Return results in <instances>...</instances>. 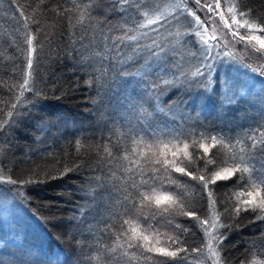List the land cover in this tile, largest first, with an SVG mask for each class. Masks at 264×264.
Instances as JSON below:
<instances>
[{"label":"trees","instance_id":"16d2710c","mask_svg":"<svg viewBox=\"0 0 264 264\" xmlns=\"http://www.w3.org/2000/svg\"><path fill=\"white\" fill-rule=\"evenodd\" d=\"M167 2L144 0L149 8L156 5L163 8ZM239 2L245 9H251L252 18L264 21V0ZM76 4L80 7H75ZM85 5L91 6L90 15L85 16L83 24H77ZM57 8L72 11L58 15ZM21 11L24 16L20 15ZM69 16L73 27L69 26ZM133 19L138 21L135 16ZM126 20L127 26H131L132 19L113 12L111 0H16V3L0 0V102L15 101L8 89L22 83L26 67L25 36L29 30L36 48L33 78L41 93L39 97L26 93L34 105L27 117L0 133V175L19 180L33 172L58 175L65 166L79 165L63 178L29 185V201L15 199L14 191H8L13 186H3L0 190V264H213L207 256L204 232L195 221L179 214H165L172 224L159 216V223L150 222L161 234L160 246L171 243L167 238L177 234L175 224L189 228L180 239L186 241L184 246L189 249L190 259L178 262L143 249L127 248V245L124 249L117 248L116 252L109 251L116 247V235L124 219L139 215V223L146 227L144 220L152 211L151 207L140 211L128 207L124 197L128 193L134 196L136 191L130 187L128 175L137 182L140 176L126 174L123 168H132L136 173L139 165L134 162L144 163L140 151L147 152L148 144L163 141L171 149L176 143L174 137H178L181 147L183 142H188L189 151L195 155L202 150L192 147L193 140L197 144L201 141L211 144L210 139L203 137L216 136L224 138L227 145L210 149L209 154L215 155L217 163L232 155H243L253 178L264 176V145L249 152L247 146L251 141L245 135L264 131L259 127L264 124V78L239 66L220 64L221 79L227 76L250 87L251 91L227 110L220 107L217 96L205 101L197 95L195 78H191V72L199 65L198 47L186 43L190 39L186 35L176 36L177 32L185 33L186 25H172L158 37L168 57L155 62L149 60L152 67L148 80L160 83L165 89L164 108L169 97L185 96L187 103L171 112L161 111L159 104L145 103L149 92L146 83L138 84L131 77L117 74L118 61L125 53H132L125 48L117 55L108 38L121 36ZM25 22L28 29L23 27ZM245 31L240 29L241 33ZM172 49L177 53L174 57ZM239 57L253 66L264 64L259 53ZM175 61H182L188 80L173 66ZM143 63L140 60L136 67ZM250 76L256 78L250 79ZM158 77L173 83L163 85ZM89 79L94 81L92 86L85 83ZM189 85H192L190 95ZM77 141H80L79 151ZM125 153L127 160L123 159ZM168 158H172L170 151ZM197 167L202 168L203 161H198ZM110 171L119 179L112 177ZM244 175V180L233 177L213 186L215 210L222 214L219 222L230 225L219 229L228 236L221 255L225 264H253L254 261L264 264V219H257L260 210L242 211L238 217L224 213L226 207L234 206L233 193L244 191L240 185L248 187V174ZM172 177L181 186L166 183L167 191L206 217L208 200L198 182L175 172ZM125 187L128 192L124 191ZM261 188L264 189V184ZM192 248H204V252L194 253ZM125 250L128 255H124Z\"/></svg>","mask_w":264,"mask_h":264},{"label":"snow or ice","instance_id":"6c2138e0","mask_svg":"<svg viewBox=\"0 0 264 264\" xmlns=\"http://www.w3.org/2000/svg\"><path fill=\"white\" fill-rule=\"evenodd\" d=\"M12 3H16V0H12ZM75 7L79 8L80 4H76ZM111 7L113 12L133 20L131 26H127L128 22L126 20L121 36L108 38L111 40L110 47L117 52V55L124 51L125 48L130 49L132 53L131 55L125 53L118 61L120 68L117 70V74L131 77L138 84L146 83L149 92L145 103L151 101L159 104L161 111L171 112L174 108H179L180 105L187 103V97L185 96H180L176 99L169 97L168 106L164 108L162 97L165 89L161 87L160 83L149 82L148 80L152 67L149 60L155 62L168 57V53L164 51V45L158 37L162 34V30H167V27L172 25H186L185 33L177 32L176 36L179 38L181 35H186L190 38L186 43L191 42L198 47L199 65L195 71L191 72V78H195V87L198 89L197 95L203 97L205 101L217 96L220 107L227 110L229 107L237 105L251 91L250 87L238 84L227 76L221 79L218 68L220 64L239 66L247 69L249 73L258 74L259 78H264V64H257L256 66L246 64L237 53L220 51L222 47L226 46L227 38L231 37L234 42L243 43L245 48H251L253 52L260 54V58L264 59V35L258 34L264 33V21H260L259 18H252L250 15L251 9H245L239 0H168L163 8L160 5L149 8L144 4V0H111ZM55 11L58 15H67L72 9L61 11L57 8ZM90 11L91 6L85 5L80 11L77 24H83L85 16L90 15ZM20 15L24 16L23 11H21ZM202 15L204 16L203 19L201 18ZM134 16L138 18V21L133 19ZM217 17L219 18V23L217 22ZM68 19L69 26L73 27L71 17L69 16ZM33 22L37 23L36 21ZM221 25L223 29H227V33L221 31ZM23 27L28 29V23L25 22ZM209 29L211 30L210 37L209 39H204L205 35H209ZM240 29H246L247 31L241 33ZM169 35H172V33H169ZM210 40L215 41V43H210ZM141 41H144V43H141ZM25 44L27 45L25 49L26 67L22 83L13 84L8 89V92L15 96V101L0 102V133L5 131L6 128L15 127L22 119L27 117L31 107L34 105L25 96L26 93H31L36 97L41 95L33 78L35 74L33 53L36 48L33 46V37L30 34V30L29 34L25 36ZM122 45L123 48L121 47ZM172 53L173 57L177 54L175 49H172ZM173 57H169V60H172ZM140 60H144V63L137 68L136 65ZM129 62L131 63L129 64ZM181 64L182 61H175L173 66L177 68L181 76H184L185 80H188L189 77L183 71ZM132 69H135V71ZM254 78L256 77L250 76V79ZM157 79L161 80L163 85L173 83L162 77ZM85 83L92 86L94 81L89 79ZM191 87L192 85H189V95L191 94ZM259 127L264 129V124ZM245 135L251 141V144L247 146L249 152L257 150L261 145H264V131L247 132ZM258 136L259 139H257ZM203 139H210L211 144H206L202 141L197 144L193 140L192 147H198L202 150L195 155L189 151L190 144L188 142H183L181 147V141L178 137H174L176 143L172 145L171 149L169 148V143L163 141H157L155 145L148 144L146 146L147 152L144 149L140 151V156L144 163L141 164L139 160L134 162L139 165L136 173H133L132 168H123L126 174H138L140 176V180L137 182L131 179V175H128V180L131 181L130 187L136 190L134 196L128 193L124 197L128 207L138 211L144 207H151L152 211L144 220L146 227L139 223L141 218L139 215L124 219L121 231L116 235V247L110 248L109 251L116 252L117 248L124 249V246L127 245V248L143 249L148 253L171 258L178 262L190 259L189 249L184 246L186 241L180 239V235L188 232L189 228L179 223L175 224L177 234L167 238L171 243L167 244V246H160L161 234L150 222L156 221L159 223L157 220L159 216L165 218L168 224H172V220L167 219L165 214L168 216L179 214L195 221L197 227L204 232L207 256L212 260L213 264H225L221 253L225 250L224 241L228 239V236L220 232L219 229L229 228L230 225L219 222L222 214L215 210L217 201L213 186L220 181L231 180L233 177H237L238 180H244V174H248V187L240 185V187L244 188V191L233 193L235 195L234 206L226 207L224 213L238 217L242 211L251 210L255 212L259 209L261 215L257 219H264V189L261 188V185L264 184V176L253 178L252 169L246 163L243 155L239 157L232 155L217 163L215 155L209 154L210 149L217 145L226 147L224 138L212 136L210 138L203 137ZM133 143L137 144L140 142L133 141ZM76 144L77 151H79L80 141H77ZM132 151L135 153L136 148L133 147ZM169 151L171 152V159L168 158ZM240 151L241 153L245 152V148L242 147ZM108 155L111 156L112 153L108 152ZM113 159L116 158L113 157ZM123 159H128L126 153ZM198 161H203L202 168L197 167ZM109 164H111V161H109ZM77 167L79 165H74L73 167L65 166L58 175L33 172L28 178L19 180L14 179L11 175L7 177L0 175V182H2L0 183V190L3 189L4 185H11L13 188L8 189V191H14L15 199L22 202L29 201L27 195L30 190L28 188L29 185L44 184L49 180L63 178ZM149 172H151V175H148ZM173 172L180 173L198 182L200 190L206 194L208 200V215L206 217H202L196 211L191 210L190 205L186 207L180 197L167 191L165 188L166 183L168 185L176 184L178 187L181 186L172 177ZM110 175L116 177L114 171H110ZM145 188L147 191L141 190ZM124 191L128 192V188L125 187ZM125 225L128 227H124ZM210 228L215 229V231L210 232ZM191 252H204V248H192ZM181 253H184V255H181ZM128 254L125 250L124 255ZM253 264H257V262L254 261Z\"/></svg>","mask_w":264,"mask_h":264},{"label":"rangeland","instance_id":"374dc122","mask_svg":"<svg viewBox=\"0 0 264 264\" xmlns=\"http://www.w3.org/2000/svg\"><path fill=\"white\" fill-rule=\"evenodd\" d=\"M203 18H204V16L202 15V19ZM216 19H217V22L219 23V18L217 17ZM221 31H223L224 33H227V29H223L222 25H221ZM210 32H211V30L209 29V35H205L204 36V39H209ZM218 35H219V33H218ZM210 43H215V41L210 40ZM225 43H226V46L221 48V49L224 50L223 52L233 51V52L239 54L240 56H243V55L249 56V55H251L253 53V52L250 51V49L245 48V46H244L243 43H236V42H234L231 39V37H228ZM219 67H220V65H218V68Z\"/></svg>","mask_w":264,"mask_h":264}]
</instances>
